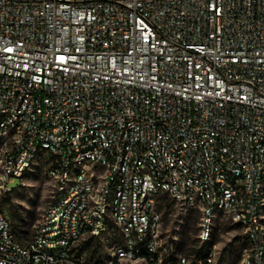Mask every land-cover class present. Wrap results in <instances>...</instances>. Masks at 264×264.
I'll use <instances>...</instances> for the list:
<instances>
[{"label":"built area","instance_id":"built-area-1","mask_svg":"<svg viewBox=\"0 0 264 264\" xmlns=\"http://www.w3.org/2000/svg\"><path fill=\"white\" fill-rule=\"evenodd\" d=\"M41 158L53 195L24 242L2 198ZM164 195L264 264V0H0V264H219L165 239Z\"/></svg>","mask_w":264,"mask_h":264},{"label":"rangeland","instance_id":"rangeland-1","mask_svg":"<svg viewBox=\"0 0 264 264\" xmlns=\"http://www.w3.org/2000/svg\"><path fill=\"white\" fill-rule=\"evenodd\" d=\"M48 166L46 159H38L32 170L25 175L22 184L10 193L11 200L4 203L16 235L24 242L33 237L43 208L52 199L54 186L46 173ZM18 184L19 179H14L9 185L15 187ZM160 208L164 218L165 239L176 241L175 245L185 253H193L202 244L197 237L199 213L195 210L186 212L180 203L166 195L162 197ZM118 239L117 231L112 226L105 239L89 237L83 240L79 252L86 256L88 262L99 263L110 257L112 245ZM208 243L218 245L219 264L239 263L244 235L241 227L230 218L222 216L218 220Z\"/></svg>","mask_w":264,"mask_h":264},{"label":"trees","instance_id":"trees-1","mask_svg":"<svg viewBox=\"0 0 264 264\" xmlns=\"http://www.w3.org/2000/svg\"><path fill=\"white\" fill-rule=\"evenodd\" d=\"M10 200H11L10 193L5 194L2 198L3 203L9 202ZM208 244H209L208 242H203L199 247H197V248H195V250H193V254L196 257L204 256L205 255V249L208 246Z\"/></svg>","mask_w":264,"mask_h":264}]
</instances>
